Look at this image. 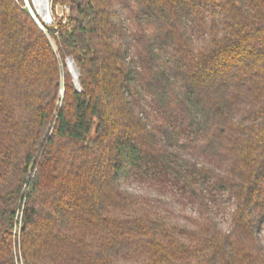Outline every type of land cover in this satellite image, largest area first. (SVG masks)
<instances>
[{"label": "trees", "instance_id": "obj_1", "mask_svg": "<svg viewBox=\"0 0 264 264\" xmlns=\"http://www.w3.org/2000/svg\"><path fill=\"white\" fill-rule=\"evenodd\" d=\"M52 6L0 0V264H264V0Z\"/></svg>", "mask_w": 264, "mask_h": 264}, {"label": "rangeland", "instance_id": "obj_2", "mask_svg": "<svg viewBox=\"0 0 264 264\" xmlns=\"http://www.w3.org/2000/svg\"><path fill=\"white\" fill-rule=\"evenodd\" d=\"M52 2L53 0H49V11H50V20L47 24L45 25H51L55 18H64V16H66L68 14V8L65 6H52ZM23 3L25 4V7L28 9L29 12H33L34 15L36 16V18L38 17V20H41V17L36 13L33 2L31 0H23ZM31 14V13H30ZM55 49V47H54ZM67 60H71V59H67ZM66 67L69 71V68L67 66V62H66ZM70 73V71H69ZM127 188L131 191H142V186H139L137 183L136 184H131V185H127ZM26 188H23V191H25ZM183 212V214H190L192 212L190 207H186V209H182L181 210ZM16 216H18V213H16ZM220 220L222 221V216L219 217ZM18 232H19V222L16 224V226L14 227L13 231H12V235H13V241L14 244L15 242H17V237H18ZM15 254V251H14ZM21 259V257H20ZM18 263L20 264V261L18 259Z\"/></svg>", "mask_w": 264, "mask_h": 264}, {"label": "bare ground", "instance_id": "obj_3", "mask_svg": "<svg viewBox=\"0 0 264 264\" xmlns=\"http://www.w3.org/2000/svg\"><path fill=\"white\" fill-rule=\"evenodd\" d=\"M33 5H34L36 13L41 17V19H44L47 22L49 20V17L47 15V9L50 15L49 0H33ZM70 64L73 70L71 61H70Z\"/></svg>", "mask_w": 264, "mask_h": 264}, {"label": "water", "instance_id": "obj_4", "mask_svg": "<svg viewBox=\"0 0 264 264\" xmlns=\"http://www.w3.org/2000/svg\"><path fill=\"white\" fill-rule=\"evenodd\" d=\"M31 1L33 2V0H31ZM30 13H31L33 19H34V20L37 22V24L39 25V27H40L41 29H43L42 25L39 23L38 19H37L36 16L34 15V13H33L32 11H31ZM47 15H48L49 20H50V15H49L48 9H47ZM41 20H42V22H43L44 24H47V23L49 22V20H48L47 22H46L44 19H41ZM70 61H71L72 66H73V70H72V67H71ZM66 62H67V66H68V68H69V71H70V73H71L72 76H73L74 83H75L76 87L79 89V83H78V80H77V78H78V72H77V69H76V67H75V64H74V62H73L72 60H67Z\"/></svg>", "mask_w": 264, "mask_h": 264}]
</instances>
